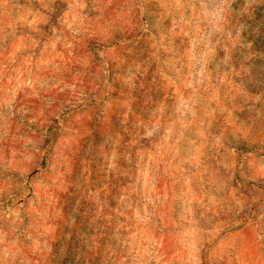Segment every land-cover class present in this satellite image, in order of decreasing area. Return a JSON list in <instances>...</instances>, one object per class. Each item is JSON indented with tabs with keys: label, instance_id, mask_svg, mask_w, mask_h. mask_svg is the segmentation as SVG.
Returning <instances> with one entry per match:
<instances>
[{
	"label": "rangeland",
	"instance_id": "obj_1",
	"mask_svg": "<svg viewBox=\"0 0 264 264\" xmlns=\"http://www.w3.org/2000/svg\"><path fill=\"white\" fill-rule=\"evenodd\" d=\"M0 264H264V0H0Z\"/></svg>",
	"mask_w": 264,
	"mask_h": 264
}]
</instances>
